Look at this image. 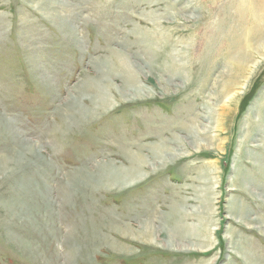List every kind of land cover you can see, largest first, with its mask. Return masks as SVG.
<instances>
[{
    "label": "rangeland",
    "instance_id": "1",
    "mask_svg": "<svg viewBox=\"0 0 264 264\" xmlns=\"http://www.w3.org/2000/svg\"><path fill=\"white\" fill-rule=\"evenodd\" d=\"M252 19L264 0H0V264H264V52L228 80Z\"/></svg>",
    "mask_w": 264,
    "mask_h": 264
},
{
    "label": "bare ground",
    "instance_id": "2",
    "mask_svg": "<svg viewBox=\"0 0 264 264\" xmlns=\"http://www.w3.org/2000/svg\"><path fill=\"white\" fill-rule=\"evenodd\" d=\"M245 7H247V6H245ZM256 19L259 20L260 19V16H257ZM248 22L249 21H247V22L243 21L244 26L248 29L247 33H249V34L246 35V37H245V39L243 41H242V39H240L239 36H236L235 38L232 37L233 40H234V44H235V46H234V48H233L232 51H233V55L235 56L234 57V60L236 62V65L233 66V74L234 75L230 76L229 77L230 79H228V80H230V82H233V84L230 86V88L231 87L232 88L233 87H237L238 84L235 83V81L237 82L239 79H242V76H243V74L246 71L245 68H247L246 66L251 63L252 59L250 58L251 56H250L249 53L252 50L258 52V54L264 52V33H263V31H260L259 30L258 25H256V26L255 25H252L251 26V24L253 22H255L254 19H252V21L250 20L249 23ZM256 65L258 66V64H256ZM257 66H255V68ZM223 91H224V92H222L223 95L226 96L227 92L230 91L229 85H228V88L227 89H224ZM105 93L107 94V92H105ZM96 98H97L96 99L97 100L96 102L94 100H92V101H94L95 103L99 102V103H97V105L98 104H102V103L105 104V101L104 102L102 101V100L105 99L102 94H99V97H96ZM107 103H109V102H107ZM105 106H106V104H105ZM224 117H225V115H221L220 116L221 119H223ZM186 129H187V127H186ZM194 137H195V139H199L200 136L196 133V134H194ZM208 139H209V142H213L214 141V140H212V138H208ZM164 149H166L164 146L161 147V146H157V145H156V147H154L152 149L154 157L157 158V159H160L161 162H164L167 159L166 157H164V154H163L164 153ZM130 157H131V167L128 168V170L121 172L122 174H120L118 176V178L116 180L118 182L115 183V186L114 187H119L118 184H120V183H121L122 187L132 186V185L135 184V182L137 183V181H139V179L141 178V176H140L141 172H139L138 165L139 166H140V164L143 165L146 160L144 159V157H142L141 154L140 155L139 154L137 155V154L131 153L130 154ZM105 167L103 169V174H109L110 176H112L113 173L114 174H117L119 172V171L116 172L115 170H112L109 167H108L109 171L107 172V168L105 169ZM80 175H81V173H80ZM174 207H175V209L178 210V206H174ZM175 209H174V211H175ZM178 214L179 213L176 212V214H174V215H178ZM173 219H175V218H173ZM174 222H176V221H174ZM147 228H149V230H150V226H147ZM171 230L172 231H170L168 235H170V237H169L170 238V241H169L170 243L169 244L172 246L173 245V242H175L174 239H177L180 234L178 232H176L175 230H173V229H171ZM145 234L147 235V233H145ZM157 234H158V232H157ZM150 235H151V233H150ZM152 235H154V234L152 233ZM175 246H176V244H175Z\"/></svg>",
    "mask_w": 264,
    "mask_h": 264
}]
</instances>
